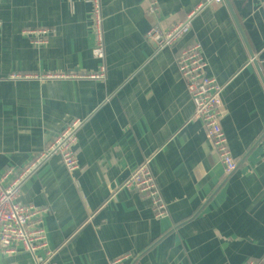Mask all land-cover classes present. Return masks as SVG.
I'll use <instances>...</instances> for the list:
<instances>
[{"label":"crops","instance_id":"0c3cea01","mask_svg":"<svg viewBox=\"0 0 264 264\" xmlns=\"http://www.w3.org/2000/svg\"><path fill=\"white\" fill-rule=\"evenodd\" d=\"M155 2V4H154ZM102 0L105 56H93L86 0H0V175L23 168L74 120L82 125L68 171L52 156L20 201L47 208L48 246L33 257L0 251V264H264V85L256 70L224 98L220 118L238 167L226 176L177 59L202 46L207 74L228 86L252 59L226 1ZM264 75V0H232ZM154 6L157 10H154ZM193 14L191 31L158 51L146 32ZM51 28L48 42L30 33ZM67 79L62 75L100 74ZM25 76L14 79V75ZM150 168L166 216L122 187ZM50 251V255L47 252ZM42 258V261H38Z\"/></svg>","mask_w":264,"mask_h":264},{"label":"built area","instance_id":"2783aa9c","mask_svg":"<svg viewBox=\"0 0 264 264\" xmlns=\"http://www.w3.org/2000/svg\"><path fill=\"white\" fill-rule=\"evenodd\" d=\"M86 1L91 4L94 42L92 54L98 59H103L106 48L102 0ZM203 1L202 5L205 6L214 2L221 3L224 0ZM154 10H157L156 6H154ZM192 18L193 14H189L173 27L167 29L161 26L150 27L146 32V38L154 43L158 51H161L176 43L191 31ZM1 26L2 22L0 21ZM52 32L53 30L47 27L31 30L30 33L36 36L31 39V43L34 45L47 43L48 36ZM177 64L194 102L195 110L192 119H199L202 122L206 136L219 154L225 175L231 176L238 167V161L232 154L227 136L220 122L224 105L223 91L225 86L207 74L208 64L199 42L186 46L180 53ZM100 71V74H68L60 77L67 79L104 78L105 68L102 67ZM12 77L14 79L25 78L20 74ZM81 125L80 120L72 121L27 166L23 168L10 167L0 175V251L8 253L25 251L33 257H40L39 253L47 249V232L42 225V216L47 208H38L32 204L21 202L22 188L28 177L33 175L52 156H59L68 171L76 172L82 168L76 152ZM122 187L133 189L142 198L149 199L155 217L162 218L166 216L168 208L150 168L149 160L140 164L123 182ZM50 254V251H48L47 255ZM133 258L132 254H123L114 258L111 264H131ZM38 261H42V258H38ZM246 264H257V262L254 259H249Z\"/></svg>","mask_w":264,"mask_h":264},{"label":"water","instance_id":"95a60500","mask_svg":"<svg viewBox=\"0 0 264 264\" xmlns=\"http://www.w3.org/2000/svg\"><path fill=\"white\" fill-rule=\"evenodd\" d=\"M228 7L230 8V11L233 15V18H234V21L240 31V34L242 36V39L249 51V54L251 56V59H252V66H249L248 68H246L244 71H242V73H240L235 80H233L228 86L225 87L224 91H223V96L224 98L226 99V96L227 95H230V91L231 90H237L239 87L243 86L244 85V79L245 78H248L249 75L251 74V72H253V68H256L260 78H261V81L264 85V75L262 73V70L260 68V65H259V61L258 59L256 58V54L254 53L253 49L251 48L250 44H249V41L247 39V36L243 30V27L241 25V23L239 22L234 10H233V7H232V4H231V0H225ZM249 79V78H248ZM255 83V79L254 81H251L249 79V84H254Z\"/></svg>","mask_w":264,"mask_h":264},{"label":"trees","instance_id":"16d2710c","mask_svg":"<svg viewBox=\"0 0 264 264\" xmlns=\"http://www.w3.org/2000/svg\"><path fill=\"white\" fill-rule=\"evenodd\" d=\"M257 262V264H261L262 262L261 261H256Z\"/></svg>","mask_w":264,"mask_h":264}]
</instances>
